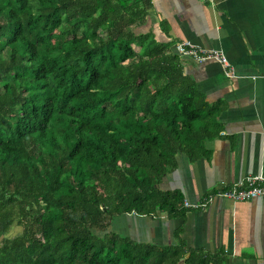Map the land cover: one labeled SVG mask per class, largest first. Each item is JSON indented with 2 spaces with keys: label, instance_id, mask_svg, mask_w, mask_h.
I'll list each match as a JSON object with an SVG mask.
<instances>
[{
  "label": "trees",
  "instance_id": "obj_1",
  "mask_svg": "<svg viewBox=\"0 0 264 264\" xmlns=\"http://www.w3.org/2000/svg\"><path fill=\"white\" fill-rule=\"evenodd\" d=\"M151 8L0 0V264H222L111 229L188 210L161 181L179 155L206 156L225 111L184 74L176 44L143 30Z\"/></svg>",
  "mask_w": 264,
  "mask_h": 264
},
{
  "label": "crops",
  "instance_id": "obj_2",
  "mask_svg": "<svg viewBox=\"0 0 264 264\" xmlns=\"http://www.w3.org/2000/svg\"><path fill=\"white\" fill-rule=\"evenodd\" d=\"M143 30L158 43L190 42L220 51L235 77L218 62L197 63L180 56L208 102L223 101L221 132L206 142L204 158L190 163L177 157V168L160 189L177 191L194 204L229 189L249 175L264 176V0H152ZM174 51V50H173ZM111 229L133 241L159 246L184 243L222 259V264H264V200L215 201L203 210L117 216Z\"/></svg>",
  "mask_w": 264,
  "mask_h": 264
},
{
  "label": "built area",
  "instance_id": "obj_3",
  "mask_svg": "<svg viewBox=\"0 0 264 264\" xmlns=\"http://www.w3.org/2000/svg\"><path fill=\"white\" fill-rule=\"evenodd\" d=\"M175 50L180 56L191 58L197 63L218 62L226 70L228 77H235L226 57L220 51L199 49L185 41L176 44ZM255 199L264 200V176L262 174L249 175L240 182L233 184L229 189L210 194L200 202L190 204L184 201L183 206L191 210H203L217 200L249 202Z\"/></svg>",
  "mask_w": 264,
  "mask_h": 264
},
{
  "label": "rangeland",
  "instance_id": "obj_4",
  "mask_svg": "<svg viewBox=\"0 0 264 264\" xmlns=\"http://www.w3.org/2000/svg\"><path fill=\"white\" fill-rule=\"evenodd\" d=\"M20 230H21L20 228L15 227V228L12 230L11 235H14V234L18 233V231H20Z\"/></svg>",
  "mask_w": 264,
  "mask_h": 264
}]
</instances>
